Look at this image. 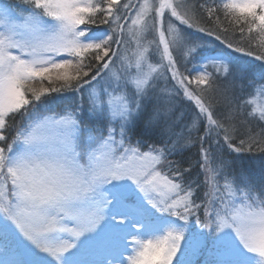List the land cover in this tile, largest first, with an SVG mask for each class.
<instances>
[{
  "label": "snow or ice",
  "instance_id": "1",
  "mask_svg": "<svg viewBox=\"0 0 264 264\" xmlns=\"http://www.w3.org/2000/svg\"><path fill=\"white\" fill-rule=\"evenodd\" d=\"M257 152L264 0H0V264H264Z\"/></svg>",
  "mask_w": 264,
  "mask_h": 264
},
{
  "label": "trees",
  "instance_id": "2",
  "mask_svg": "<svg viewBox=\"0 0 264 264\" xmlns=\"http://www.w3.org/2000/svg\"><path fill=\"white\" fill-rule=\"evenodd\" d=\"M13 2H15V0H13ZM136 0H133V3H135ZM189 3H195V4H199V3H203L204 0H188ZM208 2H211V0H208ZM197 12L200 16V26L205 27L206 29H215V22L209 21L206 18V14L197 8ZM222 23L226 24V21H223L222 18ZM227 26V25H226ZM101 27H106V26H101ZM184 27V26H182ZM187 31L190 32H194L195 36L197 39H202L205 43H207L210 47L216 48V47H223V45H221L220 41H217L215 39V36H208L205 33H198L196 32L195 29H187ZM217 34H220L222 37L226 38L227 40L232 41L233 43H239V33H236V35H232L231 33V26H229V33H219L217 31ZM127 35L125 36V40L127 41ZM149 40L152 39V36L148 37ZM240 46H244L246 47V44H241ZM134 47V45H132L131 43H128L127 45V50L129 52V54L131 53V49ZM124 47L122 46L121 51H124ZM236 55H240V54H236ZM259 63V62H256ZM188 67L190 68L191 65H188ZM62 95L63 97H65V99L60 100L58 99L57 104H59L60 106H63L64 104H68L71 102V98L73 96L72 93H63V94H57ZM77 101H79V97H76ZM258 103H260L261 101L258 99L257 101ZM53 107H56L57 105L54 104L52 105ZM181 106L188 111L190 114L192 112L193 106L190 104V102H188L187 100H183L181 102ZM43 111V107H41L40 109H38V112H42ZM21 118L19 116L16 117V125L18 126L20 123ZM258 130V129H257ZM138 139V136L133 135L132 136V141L133 143L136 142V140ZM142 150H147V144H143V148ZM233 158L236 160V166L238 169H243L246 173L252 175L253 177H258L260 175V171H261V167L264 166V154L262 153H254V154H248V153H244L240 156H237L235 153L232 154ZM183 157L185 159H187L188 161H190L191 163L195 164L196 160L199 158L198 157V146L195 147H191L186 149L183 152ZM198 173V169H194L193 173H192V177L193 178H197L200 181H203L204 177L202 174H200L199 176H197ZM203 189H201V194H202ZM194 260H196L198 262V264H204V261L207 259V255H198L196 257L193 258Z\"/></svg>",
  "mask_w": 264,
  "mask_h": 264
}]
</instances>
